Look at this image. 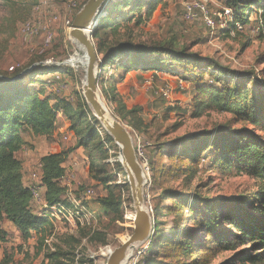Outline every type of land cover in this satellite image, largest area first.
I'll list each match as a JSON object with an SVG mask.
<instances>
[{
    "label": "rangeland",
    "instance_id": "obj_1",
    "mask_svg": "<svg viewBox=\"0 0 264 264\" xmlns=\"http://www.w3.org/2000/svg\"><path fill=\"white\" fill-rule=\"evenodd\" d=\"M41 1L47 2L53 13L64 17L66 8L73 1H77L83 8L87 0H39V3ZM192 1L166 0L148 20L144 12L133 14L128 10L121 11L113 15L118 19L115 27L106 31L100 30L97 38L93 36V32L89 34L95 47L97 48L98 44L101 46L98 69L99 96L113 116L127 126L138 161L143 168L148 161L149 171L144 173L145 208L152 215L154 223L159 225L160 230L159 234L155 235L154 232L146 242L135 245L125 264H148L149 261H154L155 264H202L199 252L173 260H167L164 256L157 257L154 253L158 239L167 237L170 231L174 230L176 223L175 217L165 209L172 204L167 200L170 192L184 193L188 198H192L197 193L204 199L226 202L224 207L231 208L232 199L255 194L259 188L256 180L246 175L216 170L213 162L219 158L221 151L215 150L207 152L196 174H192L193 171L173 174V178L164 186L154 182L152 164L156 154L163 157V166L168 170L170 156L176 157L180 154L181 158H185L181 153L184 150L183 142H186L183 141L184 138L204 136L212 142L210 135L215 136L220 130L235 136L254 133L264 137L263 132L255 130L251 124L239 121L228 113L205 110L202 115L196 117L194 99L197 96L198 85L193 84L184 75V64L174 63L170 67L172 73L135 70L126 74L117 66H109L101 74V61L110 49L119 45L154 46L175 40L179 49L184 48L187 55L193 56L198 64L233 71L237 74V78L241 79L240 81L246 82L252 94H263L264 33L260 29V21L256 13L252 14L251 24L230 36H223L220 30L211 32L202 22L190 23L184 20V6ZM33 2L34 0H0V78L35 64H46L48 61L64 62L74 56V52L79 48L71 37H67L62 24L56 25V37L51 42H47L44 36L33 40L25 38L21 28L32 9ZM224 3L225 0H208L207 6L214 14L222 10ZM107 6L103 10H106ZM79 53V58H84L85 53L82 49ZM12 67L15 68L14 72L10 70ZM63 70H71V75H64L61 80L56 79L48 83L50 87L48 94L55 90L59 98L69 100L71 104L77 106L84 98L83 83L86 67L81 64L68 65ZM180 80L186 84L185 90L179 89ZM165 87L172 89L170 100L162 98L160 94ZM114 95L119 102L113 101ZM120 104H124L127 110L132 108L139 110L135 115L141 123L137 124L136 129L129 126L130 118L121 120ZM71 121L61 118L56 135L50 138L35 136L29 130L24 131L25 146L17 158L24 165L26 185L33 183L31 176L39 172L42 157L68 152L75 148L76 131H70L71 124H74V121ZM82 128H84L82 125L77 126L78 130ZM105 133L108 134L102 126L101 135L105 137ZM138 151L141 152L142 157L139 156ZM89 154L94 155V151L77 149L68 155L65 164L68 174L63 186L68 187L72 194L75 192L82 194L93 219L89 226L78 229L76 219L59 216L53 236L46 242L43 252L59 247L74 252L78 258L76 261L107 264L109 253L120 247L133 234L136 212L126 171L116 173L115 167L111 165L108 168L109 173L116 174L113 182L108 185L99 183L89 174L87 159ZM110 156V163L119 162V148L113 149ZM76 162L78 165H75ZM108 188H113L116 196H120L123 200L122 213L106 214L98 205L97 200L107 196ZM41 205L42 203H38L39 207ZM203 214L205 215L204 212ZM183 218L186 221L182 224L180 233L189 232L202 240L206 238V235L191 221L189 212H185ZM3 229L7 232L8 239L7 242L0 243V263L6 256H10L16 264L42 263L43 253L36 254L39 247L37 237L24 243L13 225L4 222ZM230 231L231 234L235 232L233 229ZM234 244L237 248L235 251L218 252L206 264H264V252L260 247L253 248L249 244L239 242ZM249 255L260 258V261L253 263L244 259Z\"/></svg>",
    "mask_w": 264,
    "mask_h": 264
},
{
    "label": "trees",
    "instance_id": "obj_2",
    "mask_svg": "<svg viewBox=\"0 0 264 264\" xmlns=\"http://www.w3.org/2000/svg\"><path fill=\"white\" fill-rule=\"evenodd\" d=\"M165 1L111 0L106 10H103V16L98 19L93 36L97 38L100 30L106 31L115 27L118 19L113 17L114 14L126 10L133 14L144 12L148 20ZM225 2L223 5L233 10L234 18L232 24L221 31L223 36L236 33L237 23L242 27L251 24L252 14L255 13L262 25L260 29L264 33V0H225ZM38 5L39 0H34L24 23L32 17ZM96 51L100 56V44L97 45ZM193 58L187 55L184 48L179 49L175 40L154 46L119 45L110 49L103 60L101 59L100 70L102 74L107 67L117 66L126 74L135 70L172 73L170 67L174 63L184 64L185 74H183L193 84L198 85L197 96L194 99L196 117L202 115L205 110L228 113L264 133V93L252 94L246 82L240 81L235 72L213 68L214 66L204 67ZM64 68L35 64L0 78V243L7 242L8 234L3 229V224L8 222L16 228L24 243L37 237L39 247L36 254L43 253L41 264H87L83 260L76 261L78 258L74 252L59 247L43 252L46 242L53 236L55 230L56 220L51 213L53 207L60 206L68 215H73L78 221V229L89 226L93 219L82 194L79 195V192L73 194L74 200L78 203L76 205L71 200L68 189L61 184L67 172L65 164L68 155L77 149L94 151V155L87 156L89 174L93 180L105 185L113 182L114 179L115 173L110 174L108 171L111 165L115 167L116 173H124L120 162H109L111 151L118 147L109 134L105 133V137L101 135L102 125L94 114L92 115L93 112L85 99L74 106L69 100L59 98L55 90L48 94L50 88L48 83L56 79L61 80L64 75H71V70H63ZM113 99L115 103L119 102L115 95ZM120 106L121 120L130 118L129 126L136 129L137 124L141 123L135 115L139 110L137 108L127 110L124 104ZM89 116L90 120H88ZM61 118L74 121L70 131H76L77 142L75 148L68 152L53 153L41 158L42 196L47 208L40 210L34 201L32 190L24 185L23 163L16 155L25 146L24 131L29 130L35 136L53 137L57 133ZM78 125L84 128L78 130ZM210 137L212 142L204 136L184 138L183 141L186 142H183L184 150L181 153L185 158H181L180 154L176 157L170 156L168 170L163 166V157L156 154L152 164L154 182L164 186L173 178V174L179 175L191 171L192 174H196L207 152L215 150L221 151L219 158L213 162L216 170L246 175L256 180L259 188L255 194L232 199L231 208L224 207L226 202L204 199L197 193L192 198H188L184 193L170 192L167 200L172 204L165 209L175 217L176 223L174 230H171L167 237L159 238L155 244L154 253L157 257L164 256L167 260H173L199 252L202 264H206L218 252L235 251L237 249L235 242L246 243L253 248L260 247L264 252V137L254 133L235 136L221 130ZM97 203L106 214L122 213L124 205L113 188H108L107 196L99 198ZM185 212H189L193 224L206 235L204 240L189 232L180 233L181 226L186 221L183 218ZM79 219H82V222ZM154 225L155 235L159 234V225L157 223ZM232 229L235 231L234 234L230 233ZM244 259L253 263L260 261V258L250 255ZM0 264L16 263L10 256H6ZM148 264L155 262L149 261Z\"/></svg>",
    "mask_w": 264,
    "mask_h": 264
},
{
    "label": "water",
    "instance_id": "obj_3",
    "mask_svg": "<svg viewBox=\"0 0 264 264\" xmlns=\"http://www.w3.org/2000/svg\"><path fill=\"white\" fill-rule=\"evenodd\" d=\"M110 1L88 0L74 19L70 37L83 50L85 53L84 58L87 60L85 81L83 83L84 99L92 110L94 117L113 138L115 145L119 148V162L128 175L127 181L130 186L136 212L134 230L125 243L110 253L107 260V264H123L130 249L150 239L154 233L155 225L152 215L145 208L144 187L146 178L143 167L138 161L130 131L119 119H109L107 117V111L98 93L97 71L99 69L100 58L90 35L86 31L89 30L90 25L94 21H98L102 16L103 9Z\"/></svg>",
    "mask_w": 264,
    "mask_h": 264
},
{
    "label": "built area",
    "instance_id": "obj_4",
    "mask_svg": "<svg viewBox=\"0 0 264 264\" xmlns=\"http://www.w3.org/2000/svg\"><path fill=\"white\" fill-rule=\"evenodd\" d=\"M207 1L208 0H193L190 3L185 4L184 6V20L186 22H202L204 26H206L211 32L215 30H225L227 29L230 24L233 22L234 18V12L232 9L227 8L223 6L222 10L218 13L212 14L207 6ZM81 7L78 4L77 1H73L65 10V16H61L58 14L53 13L49 7L48 3L45 1H41L39 5L34 9L32 17L22 25L21 28V33L25 38H28L29 40L37 39L41 36L45 37V40L47 42H51L55 39L56 37V32H55V27L57 24H62L64 29H65V34L67 37H70V32L72 29V24L74 22V19L76 15L80 12ZM97 22L92 23L89 27V31L91 34L94 31L95 25ZM237 29H243V27L237 23L236 24ZM261 23H260V28H261ZM80 47L78 48L77 51L74 52V56H71L68 60L64 62H53V61H48L46 64L43 65H56L58 67H66L68 65H72L70 63L71 59L73 57H80L79 56V51ZM83 51V50H82ZM85 57V56H84ZM11 72L15 71V68L10 69ZM100 72L97 71V74L99 75ZM149 83V82H147ZM179 89L185 90L186 89V84L184 83L183 80H180L179 82ZM160 94L162 98L166 100H170L172 98V89L170 87H165L160 91ZM139 153V151H138ZM137 155V154H136ZM139 156L142 157L141 152L139 153ZM148 162V161H147ZM146 162L143 170L144 173L145 171H149L148 163ZM78 165V164H75ZM39 172L38 173H33L31 178L33 183L30 185H27L33 192L34 195V201L38 205V203H42L40 210L46 209L47 204L42 196V187H41V165L39 163ZM67 172L66 176L62 180L61 184L63 185L64 182L66 181L67 177ZM65 187V186H64ZM68 189V187H66ZM68 193L70 195L71 200L73 201L74 204L78 205V203L74 200V196L71 191L68 189ZM52 217L57 221L59 216H62L64 218L66 217H73V215H68L64 208L60 206H55L51 209ZM76 219V218H74ZM77 220V219H76ZM55 221V223H56ZM80 222H82V219H79ZM78 222V221H77ZM76 223V227H77Z\"/></svg>",
    "mask_w": 264,
    "mask_h": 264
},
{
    "label": "bare ground",
    "instance_id": "obj_5",
    "mask_svg": "<svg viewBox=\"0 0 264 264\" xmlns=\"http://www.w3.org/2000/svg\"><path fill=\"white\" fill-rule=\"evenodd\" d=\"M103 14H104V12H103ZM102 16H103V15H102ZM95 22H96V21H95ZM86 33L89 34L90 31L87 30ZM74 42H75V41H74ZM76 44H77V43H76ZM77 45H78V44H77ZM79 54H80V53H79ZM72 56H73V55H72ZM70 63H71L72 65L81 64V65H83V66L86 67L87 60H86V58L73 57V58L71 59ZM99 97H100V96H99ZM100 100H101L102 104L104 105V107H105V109H106V111H107V117H108L109 119H114L115 117H114L113 114L110 112V110L107 108V106L103 103L101 97H100ZM110 113H111V114H110ZM132 251H133L132 249H130V250L128 251V253H127V258H128V256H129V253L132 252ZM110 253H111V252H110ZM110 253H109V255H110ZM127 258H126V260H127ZM126 260H125V261H126ZM125 261L123 262V264H125Z\"/></svg>",
    "mask_w": 264,
    "mask_h": 264
},
{
    "label": "crops",
    "instance_id": "obj_6",
    "mask_svg": "<svg viewBox=\"0 0 264 264\" xmlns=\"http://www.w3.org/2000/svg\"><path fill=\"white\" fill-rule=\"evenodd\" d=\"M19 153H20V152H19ZM19 153H18V154H19ZM59 153H60V152H59ZM18 154H17V155H18ZM17 155H16V156H17ZM75 164H78V162H76ZM65 167H66V165H65ZM23 168H24V165H23ZM23 172H24V169H23ZM24 185H26L25 182H24ZM26 186H27V185H26ZM42 192H43V189H42Z\"/></svg>",
    "mask_w": 264,
    "mask_h": 264
}]
</instances>
